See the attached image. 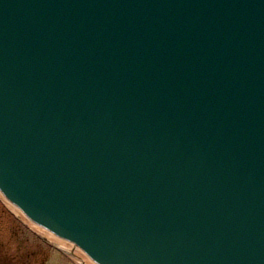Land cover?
<instances>
[{
  "label": "water",
  "instance_id": "1",
  "mask_svg": "<svg viewBox=\"0 0 264 264\" xmlns=\"http://www.w3.org/2000/svg\"><path fill=\"white\" fill-rule=\"evenodd\" d=\"M0 191L92 264H264V0H0Z\"/></svg>",
  "mask_w": 264,
  "mask_h": 264
},
{
  "label": "rangeland",
  "instance_id": "2",
  "mask_svg": "<svg viewBox=\"0 0 264 264\" xmlns=\"http://www.w3.org/2000/svg\"><path fill=\"white\" fill-rule=\"evenodd\" d=\"M0 264L76 263L27 224L0 195Z\"/></svg>",
  "mask_w": 264,
  "mask_h": 264
},
{
  "label": "bare ground",
  "instance_id": "3",
  "mask_svg": "<svg viewBox=\"0 0 264 264\" xmlns=\"http://www.w3.org/2000/svg\"><path fill=\"white\" fill-rule=\"evenodd\" d=\"M1 195V194H0ZM3 198V196H1ZM4 199V198H3ZM5 200V199H4ZM5 202L10 206V208L17 214H19L20 216H23L24 217V221H26L27 224H29L33 229L37 230L38 233L43 236V237H46L41 231L40 229L35 225L33 224L32 222H30L27 218L25 219V216L23 215V213L18 209L16 208L15 206L11 205L7 200H5ZM62 250H64L71 258L72 260L74 261V263L76 264H92L91 262L87 261V260H84L82 258H80L79 256H77L75 253H73L72 251H70L69 249L67 248H61Z\"/></svg>",
  "mask_w": 264,
  "mask_h": 264
}]
</instances>
